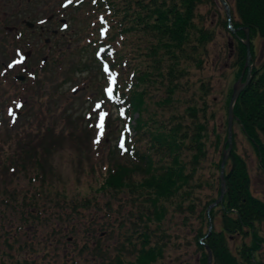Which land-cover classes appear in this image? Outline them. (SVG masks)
Instances as JSON below:
<instances>
[{
	"label": "rangeland",
	"instance_id": "374dc122",
	"mask_svg": "<svg viewBox=\"0 0 264 264\" xmlns=\"http://www.w3.org/2000/svg\"><path fill=\"white\" fill-rule=\"evenodd\" d=\"M30 1L33 4L20 0L19 6L17 0H0V20L4 22L3 27L0 26V138L6 141L11 138L7 144L4 141L0 143V157L6 150L8 157L9 152L18 150L29 137L31 146L47 139L50 149L45 156L46 168L54 177L43 185L36 180L29 182L32 173L23 178L13 176L10 170L2 177L8 192L0 186V260L4 263L27 260L36 264H115L116 261L111 258L116 253L124 262H132L133 248L125 244L128 227L139 224L138 215L143 212L145 215L137 231H145L147 226L149 231L154 232L157 228L153 211L148 206L139 205L141 199L138 198V202H132L135 212L133 210L130 214L128 210L133 205L127 202L126 194L98 192L97 182H101V175L108 165L119 157L116 149L120 148L124 132L128 130L127 139L135 135L133 128L138 114L133 113L128 119V128L122 113L110 103L111 83L107 85L104 82H110V78L101 76L97 66L89 59L90 53L77 54L78 49L87 47L86 34L96 21L90 19L86 25L82 10H75L73 5L63 8L62 3L69 0ZM214 1L216 5L205 3L198 9L203 25L214 29L215 34L205 46L200 64L189 66L182 79L183 87L177 93L179 100L164 109L160 88L152 89V93L156 90L155 95L147 99L144 113L147 118L168 122L175 113L185 127L190 123L186 111L192 101V104H197L198 117L206 125L209 135L207 155L202 158L193 176L192 184L196 188L191 191L190 204L194 207L185 204L183 214L170 207L161 222V228L168 233L170 242L163 258L156 264H197L193 235L201 224L198 214L212 199L216 201L206 210L207 221L215 229L220 225V213L216 212L215 220L211 222L210 212L222 202L226 189L221 195V185L218 190H212L209 185L215 178L219 177L220 181V172L216 171L212 176L213 163L218 162L220 157L223 159V156L227 159L231 150H227V145L216 151L213 141L215 134L219 133L224 140L227 137L228 142V130L227 136L225 131L228 106L234 90L246 80L243 78L247 70L243 68L239 75L233 67V54L229 47L233 46L232 35L237 37L238 30L227 34L217 25L215 17L217 13H223V9L217 0ZM23 21L33 24V27H27ZM16 27L21 33L17 42L14 41ZM40 27L45 30L44 35L38 31ZM247 31L250 63L259 66L264 58V41L256 36L250 37L249 30H246L244 39H239L244 46ZM45 39L49 40L48 44L44 43ZM134 39L130 36L131 42ZM68 48L69 52L66 51ZM23 56L27 57L24 61ZM85 66L87 70L77 72ZM200 83H204V93L199 90ZM202 108L206 109L202 112ZM233 108L234 105L232 112ZM101 115L104 116L102 133L97 127ZM46 130L48 133L43 139L40 136ZM231 143L235 152L246 161L253 195L264 201V173L259 168L252 143L242 127L234 122ZM185 147H181V156L186 162L191 153ZM14 154L19 156V153ZM19 192L21 196L24 192L27 194L21 198ZM12 195L18 198L13 209L5 206ZM31 197L43 207L38 214L31 212L40 218L21 224L20 217L25 218L32 209ZM84 198L90 200L87 207H76V213L72 212L73 204H79ZM21 199H25V207ZM134 214L137 217L131 216ZM184 214L188 216L187 221L183 219ZM122 221L126 227H122ZM209 226L204 229L209 230ZM6 242L10 248L6 247ZM238 244L232 241L230 247L233 249Z\"/></svg>",
	"mask_w": 264,
	"mask_h": 264
},
{
	"label": "trees",
	"instance_id": "16d2710c",
	"mask_svg": "<svg viewBox=\"0 0 264 264\" xmlns=\"http://www.w3.org/2000/svg\"><path fill=\"white\" fill-rule=\"evenodd\" d=\"M226 1L231 11V22L228 23L224 12L217 13L215 18L217 25L227 34L231 33L230 27L238 30L237 37L232 35L234 42L229 48L233 54V67L240 75L246 62V48L239 39H244L245 31L249 30L250 37L256 36L264 41V0ZM205 3L216 5L214 0H69L62 3L63 8L73 5L75 10H82L86 25L90 19L96 21V25L93 28L90 25V32L86 34L87 47L78 49L77 54L90 53L89 59L97 66L101 76L110 78V82L104 81L107 85L111 83L110 103L122 113L128 128V119L133 113L138 114L133 128L135 135L127 139L128 130L124 132L119 146L122 153L116 149L119 157L101 175L97 191L112 195L126 194L127 202L131 203L138 202L140 198L138 204L148 206L153 211L157 229L151 232L145 226V231H137L145 215L140 213L139 224H129L128 238L125 239V244L133 248L134 261L124 262L120 255L114 253L115 257L111 260L116 261L115 264H156L163 258L167 243L170 242L168 233L161 228V222L170 207L176 213L183 214V206L192 201L191 191L196 188L192 184L193 176L202 158L207 155L209 140L206 125L198 117L197 104L190 101L191 104L187 106L186 112L190 117L187 127L182 119H177L179 116L175 113H172L168 122L154 117L147 118L144 113L147 99L155 95L156 90L152 93V89L162 90L164 109L178 101L177 93L183 87L182 79L189 66L200 64L205 46L215 34L214 29L203 25V18L198 13L199 7ZM63 29L66 30L67 26ZM130 36L135 38L132 42ZM251 67L250 81L234 104L233 122L242 127L252 143L259 168L264 173V58L259 66ZM83 68L77 69V72L87 70L86 66ZM245 74L247 76L245 72L243 79H246ZM199 90L204 93V83H200ZM205 109L202 108V112ZM204 119L207 120L206 117ZM225 131L227 136V128ZM47 133L48 130L44 131L40 137L46 138ZM3 141L7 144L11 138H7V141L0 138V143ZM46 141L31 146L32 140L29 137L28 141L20 144L23 146L18 150L9 152L8 157L7 150L4 151L0 157V186L4 192H8L7 183L3 182L2 177L10 170L13 176L23 178L32 173L29 182L36 180L40 185L51 181L54 175L46 168L45 156L50 149ZM227 145V137L224 140L223 136L216 133L213 141L216 151ZM184 146L191 153L186 162L181 156V147ZM14 153H19V156ZM221 162L222 157L213 163L212 176L216 171L220 172ZM224 181L226 191L222 202L210 212L209 219L214 222L215 213L219 212V227H210L213 224L209 226L206 215L207 208L215 199L207 202L201 214H198L201 224L193 235L197 264H207V248L212 256L211 264H264V201L253 195L246 161L234 148H231L224 164ZM219 185L218 177L209 186L212 190H218ZM25 193L21 196L19 192L18 195L24 198ZM31 198L32 209L25 218L20 217L21 224L40 218L31 212L38 214L43 207ZM84 199L79 204L74 203L71 211L76 213V207H87L90 200ZM17 200L12 195L5 206L16 208ZM21 200L25 207V199ZM132 205L128 210L130 214L134 210ZM189 206L194 207V204ZM119 207L122 208L121 205ZM131 216L137 217L136 214ZM183 219L188 220L187 214H184ZM120 223L122 227L125 226V222ZM206 225L209 230L204 229ZM232 241L239 243L233 249L230 247ZM5 245L9 247L8 242ZM23 261L4 263L0 260V264H36Z\"/></svg>",
	"mask_w": 264,
	"mask_h": 264
},
{
	"label": "water",
	"instance_id": "95a60500",
	"mask_svg": "<svg viewBox=\"0 0 264 264\" xmlns=\"http://www.w3.org/2000/svg\"><path fill=\"white\" fill-rule=\"evenodd\" d=\"M218 4L220 5V7L223 9V12L225 13L226 19L228 21V23L231 22V11H230V7L227 3L226 0H217ZM27 27L32 28L33 24L26 22L25 23ZM230 32H235L234 29L230 28ZM248 31L246 33V42L245 44V48H246V62H245V66H244V70H247V78L246 80L243 82V84L241 85L240 88L234 90L232 96H231V100L228 106V123H227V130H228V151L231 150L232 148V143H231V127H232V122H233V112H232V106L234 105L239 93L245 88V86L248 84V82L250 81V71H251V56H250V46H249V38L247 36ZM48 40H46L47 43ZM27 58L26 56H23V60ZM21 80V79H20ZM226 162V157L223 156L222 159V163H221V169H220V185H221V195L224 193V189H225V181H224V164ZM221 199V197H220ZM207 253H208V263L207 264H211V256H210V252L207 248Z\"/></svg>",
	"mask_w": 264,
	"mask_h": 264
},
{
	"label": "flooded vegetation",
	"instance_id": "af4514ba",
	"mask_svg": "<svg viewBox=\"0 0 264 264\" xmlns=\"http://www.w3.org/2000/svg\"><path fill=\"white\" fill-rule=\"evenodd\" d=\"M28 1V3H29V5H31V4H33L30 0H27ZM17 3H18V5L20 6V0H17ZM23 22H27V21H23ZM3 24H4V22L3 21H1L0 20V26L1 27H3ZM18 29V27H16V30H15V33H14V37H15V39H14V41L15 42H17V40L19 41V38H20V31L19 30H17ZM38 31H40V33L42 34V35H44V33H45V30L43 29V27H40L39 29H38ZM46 40H48V39H45L44 40V43H46ZM48 42H49V40L47 41V43L46 44H48ZM16 48V47H15ZM18 49V48H17ZM19 51V50H18ZM33 56V52L30 54V57H32Z\"/></svg>",
	"mask_w": 264,
	"mask_h": 264
},
{
	"label": "snow or ice",
	"instance_id": "6c2138e0",
	"mask_svg": "<svg viewBox=\"0 0 264 264\" xmlns=\"http://www.w3.org/2000/svg\"><path fill=\"white\" fill-rule=\"evenodd\" d=\"M103 120H104V116L101 115V116H100V119H99V122H98V124H97V127H98V129L101 130V133H102V130H103ZM98 134H99V133H98ZM122 146H123V145H122Z\"/></svg>",
	"mask_w": 264,
	"mask_h": 264
}]
</instances>
